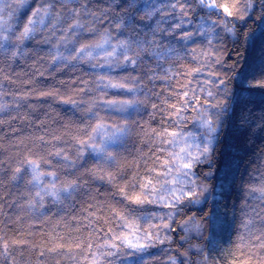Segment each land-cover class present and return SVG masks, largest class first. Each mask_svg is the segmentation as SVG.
<instances>
[{"label":"trees","instance_id":"trees-1","mask_svg":"<svg viewBox=\"0 0 264 264\" xmlns=\"http://www.w3.org/2000/svg\"><path fill=\"white\" fill-rule=\"evenodd\" d=\"M174 2L136 0L135 7H129L130 0H73L63 8L61 0H27L23 6L18 0H3L0 3V29L13 41L29 19H40L39 16L32 17L37 8L53 4V16L45 18L43 24L30 26L36 31L19 46L22 55L12 57L15 45L9 44L0 54V105L6 106L0 112V237L10 244L9 255L0 256V264H87L84 260L86 253L75 246L88 240L89 233H92L94 250L95 244L111 240L117 234L128 233L123 221L114 214L117 211L135 222L139 227V237L142 238L148 230L159 233L161 239L165 236L169 239L163 244L157 240L149 241L152 246L142 251L127 245H121L119 250L104 249L116 254L105 256L103 264H170V257H176L177 264H199L201 257L191 247L192 244L204 249L210 264H231L233 260H251L252 264H256L264 257V250L253 246L257 243L255 236L259 235L257 229L264 226V221L260 219L264 217V200L260 198L259 191H253L264 186V120H261L264 92L241 91V88L257 89L264 82V75L260 72V63L264 60V0H253V6L243 20H232L235 36L222 33V41H213L216 45L213 50L222 57L223 65L215 64V57H212L201 73L187 78L192 81L190 87L197 89L198 96L212 100L199 92L200 88L207 86L223 106L222 109H215L205 105L209 107L211 118L218 123L217 139L209 159L196 165L193 170L195 175L186 178L196 179L208 187L205 193L208 199L205 201L202 198L199 205L189 204L188 201L172 209L162 202L135 205L119 191L120 187L129 185L127 190L130 194L138 192L139 188L133 189L129 184L133 176L141 183L151 179L155 173L164 170L161 166L165 160L172 159L170 152H179V140L175 145L161 143L152 129L160 132L167 128L181 132L182 136L195 133L198 137L196 143H200L205 130L191 119L182 121L177 127L174 118H170L166 111L151 107L155 103L166 109V105L162 104L165 97L169 103L176 102V97L169 93L180 90L177 79L186 80L171 76L166 70L171 68L175 72L182 69L172 63L157 61L143 52L135 68L130 64L116 66L115 63L100 67L95 60L80 57L70 62L53 63L51 60L57 45L60 52L70 55L80 44L98 40L105 30L113 44L128 40L136 47L137 41H151L153 29L159 26L164 29L154 35L159 43H171L177 48L181 45L189 49L206 48L201 37L176 43L182 31L194 30L193 25L205 15L194 0H183L189 5L183 30L176 29L173 35H168L179 16L178 9L174 11L169 7ZM69 8L79 11L75 19L83 27L67 33L71 42L61 43L64 30L74 21ZM146 10L152 15L141 19ZM56 13L60 14L59 19L54 18ZM118 22H122V28L115 27ZM145 47L149 45L145 43ZM133 54L129 52V55ZM117 55L121 56V52L118 51ZM182 63L200 66V62L187 55ZM249 65L255 69V75H249L242 85L241 74L249 70ZM210 72H216L218 77L209 75ZM165 75H170L171 79H149L150 76ZM101 76L111 78L113 83H128L126 77L138 76L140 79L137 82L143 89L141 95L147 93L149 96L147 107L136 116L134 133L125 139V147L119 150L117 165L102 161L90 147L79 142L84 140L98 144L103 132L88 140L96 123L111 124L113 120L121 119L104 106V101L131 96L124 89L105 87L107 80H100ZM217 78L225 79L226 87L214 88ZM206 81H212V84L206 85ZM149 90L160 93V96L150 95ZM49 92L53 95H42ZM69 97L76 103L62 102ZM238 98L240 103H237ZM89 108L92 113L87 111ZM218 112L219 117L216 115ZM93 113H99V116ZM196 115L191 110L185 113L186 117ZM97 117L103 119L98 120ZM188 143L193 142L189 140ZM55 152H61L62 156L53 155ZM63 156L69 159L65 161ZM28 161H35L38 165L35 172ZM150 169H155V173ZM172 170L177 175L174 165ZM48 172L57 173L54 181L47 175H41L39 181L34 180L37 173ZM99 175H113L114 181L101 180ZM73 180L80 187L71 199L62 195L59 201H54L52 196L45 194L44 189L52 182L59 188ZM38 192L40 196L36 195ZM149 199L159 200V196H149ZM217 205L226 226L216 237L221 247L212 249L207 241L197 239L196 231H185L182 225L184 221H189V217L195 221H200L201 217L206 220L205 213ZM170 213L173 214L171 220L168 219ZM250 218L254 220L251 233L243 226ZM163 224H170L171 227H156ZM149 225L152 227L149 228ZM109 228L113 231L108 232ZM241 237L244 238L243 244ZM12 241L25 243L13 245ZM141 243H144L143 239ZM61 244L64 245L63 250L48 251ZM41 251L44 256H40Z\"/></svg>","mask_w":264,"mask_h":264},{"label":"snow or ice","instance_id":"snow-or-ice-1","mask_svg":"<svg viewBox=\"0 0 264 264\" xmlns=\"http://www.w3.org/2000/svg\"><path fill=\"white\" fill-rule=\"evenodd\" d=\"M3 0H0L2 3ZM73 0H61V8L71 4ZM18 3L23 6L27 3V0H18ZM194 3L197 7L201 10L205 11V15L200 17V22L198 24H194L192 31H182L179 40L176 42L179 44L180 41H193L195 37H201L202 43L206 44V48L200 47H193L189 49L186 45H181L180 48H177L175 45L169 43L168 45H164L162 43L157 42L155 39L147 42H136V48L138 51H135L133 55H129V52H132L131 45L127 44L126 42H121V55L124 56V65H131L133 68L137 67L138 60L141 56V52L148 54L150 57L156 59L157 61H162L165 63H172L177 65L179 69L182 71H175L171 68L167 69L168 73H171V76L176 77H184L186 82L177 79L176 83L179 87V91H172L169 93L170 96L176 97L175 103H169L167 97L162 100V104L166 105V109H162L160 105L153 103L151 107L157 111H166L170 118H174V123L177 127L181 125V122L186 119H191L192 122L198 125L200 128L204 129L205 131L201 134L200 143H196L198 137L193 135L182 136L181 132L178 131H169L167 128L163 129L160 132H157L155 129H152V133L156 135L158 140L161 143H167L170 145H175L178 140H182L184 143V147H181L179 152H170L169 156L172 157L171 160H165L162 164V168L164 169L161 172L155 173V169H150L149 171L154 172L155 175L151 179H147L144 182H139L136 180V177L133 176L132 181L129 182L133 189L139 188L138 192H134L132 194L129 193L127 190L129 185H124L119 188L120 194L128 200L130 203L135 205H144V204H151V203H158L162 202L164 206L172 209L176 208L178 205L183 204L185 201H191L193 203H200L201 201L196 199L192 192L195 190V183L191 179H186L188 177H192L195 175L194 168L196 165L207 161L212 154L213 145L217 139L216 134L218 131V123L216 120L211 118L209 107L215 109H222L223 106L220 102L216 101L215 93L211 88L207 86L200 88L199 92L206 94L207 97L212 98L210 101L209 99H204L202 96L197 95V89L191 88L190 85L192 83L191 80L187 79L188 77H192L196 74L201 73L204 70V67L207 66L209 62L212 61V57H215V64L223 65L222 57L216 55L215 51L213 50L216 45L213 41H222L224 39L223 34H228L235 36V26L232 23V20L240 19L243 20L245 15L249 11V9L253 6V0H244L242 10L238 7L236 0H194ZM136 0H130L129 7H135ZM171 9L179 10V16L177 18V23L172 26V31L168 33V35H173L176 29L183 30L185 18L189 14V5L183 0H175L174 3L169 5ZM53 8L52 3H48L46 7L37 8L33 13L32 17L39 16L40 19H29L27 25L24 26L23 31L19 33L15 37V41H13L9 36L3 34V29H0V54H3L5 51L6 44L15 45L14 50L11 52L12 57H16L22 55L23 53L20 51V45L23 44L24 41L30 39L36 29L30 27L34 24H43L45 18L53 16L51 9ZM147 9V6H145ZM69 11L73 13V19L75 23L70 24V31L72 29H79L82 28L83 25L79 22L78 19H75L76 16H79V11L76 8H69ZM146 16H151L152 12L145 11ZM212 17H217V19H212ZM54 18L59 19L60 14L56 13ZM189 23H191L189 21ZM119 28L123 27L121 22L116 24ZM220 29V31H217ZM164 29L157 26L153 29V36L156 32H163ZM108 41L105 40L104 43ZM145 43L149 45V47H145ZM100 47L101 45H97ZM89 46H85L80 51L81 53H85ZM183 53V54H182ZM185 55L190 56L192 60L200 62L199 67L188 66L182 61L185 60ZM63 57H56L52 62L56 63L57 61H62ZM111 66V65H109ZM260 72L264 75V60H261L260 63ZM42 74V73H41ZM209 75L213 77H218L216 72H210ZM249 75H255V69L249 65V70L241 74V84L243 85L244 82L248 80ZM170 75H165L161 77L150 76L149 79H161V80H168L171 79ZM135 80H139L140 77H132ZM127 79V77L125 78ZM205 84H212V81H206ZM113 87V88H120L124 89L125 91H134L135 89L126 88L123 83H110V85H106ZM222 86L226 87V81L222 78H217L213 87L216 89H220ZM264 92V82L258 86L257 89L248 88L244 89L241 88V91H248L249 93H255L256 91ZM150 95H157L160 96V93H151L149 90ZM44 96L53 95V93H42ZM63 103L68 104H75L76 101L73 100L71 97L62 101ZM104 103L108 104L110 107L115 106L116 104H120L119 111L123 112L127 109L123 106V102L118 101H105ZM237 103H240L239 98L237 99ZM208 105L209 107H205ZM4 105H0V112L5 110ZM189 110L196 112L197 115L195 117H186L185 113ZM89 113H92V109H87ZM93 115H95L93 113ZM217 117H219L220 113L218 112ZM99 120L100 118L97 117ZM261 120H264V113L261 114ZM107 129L105 128L104 124L101 122L96 123L95 127L91 129L92 135H89L88 140L91 141L94 139L96 135H100L102 132H106ZM132 133L130 130L124 128L119 129L117 133H113L112 135L106 136L104 144L101 146L100 149H97L94 143H88V141L80 140L81 144L90 147L97 156L106 163H111L113 165H117L118 161L115 156H106V152L104 149L108 148L110 145L115 144H123L125 139L129 137ZM147 135V133H145ZM165 138H167L165 140ZM43 139L42 137L40 138ZM191 140L193 143L189 144L188 141ZM194 145L195 146V153H193L188 146ZM83 154L82 152L80 153ZM53 155L57 157H61V152H55ZM65 161L69 159L68 156L62 157ZM28 163L32 166L33 171L38 168V165L35 161H28ZM176 167L177 175L173 174L172 166ZM19 172L20 169H17ZM92 171V170H90ZM93 174H96L93 172ZM41 175H47L53 177V181L55 180L57 173L55 172H48L44 174L37 173L34 176V180L39 181ZM16 177H13L15 179ZM99 179L104 180L107 179L110 183L114 181L113 175H108L107 177L103 175L98 176ZM227 178V173L225 174V179ZM179 184V187L176 185ZM191 184L192 188L187 189L188 195L187 200H185V187L184 185ZM168 186V187H166ZM80 185L77 181L73 180L67 182L66 184H62L61 187L57 188L56 184L52 182L48 188H45V194L50 195L54 198V201H59L61 196L64 195L66 198L71 199L73 197V193L78 191ZM253 191L260 192V198L264 200V186H261L259 189H253ZM167 193V196L162 195V193ZM40 196L38 192L36 194ZM149 196H159V200L157 199H149ZM42 199V198H41ZM118 216L120 221H123V226L128 228L127 234H117L111 240H105L102 244H95L94 250V242L91 239L92 233H89V239L83 242L76 243V248L79 249L81 252L86 253L84 256V260L87 264H103V258L105 256H113L116 254L115 251H103L104 249H114L119 250L121 245H127L128 248H133L138 251H142L151 247L152 245L149 241L157 240L160 244L165 243L167 236L163 239L160 238L159 233H152L151 231L146 230L144 236L141 238L137 235L139 231V227L133 221H129L128 218L120 212L114 213ZM172 213L169 214L168 219H172ZM97 219H102L101 217H97ZM219 219V218H218ZM262 221H264V217H260ZM191 221V223L189 222ZM189 221H184L182 227L185 231H200V225L193 219L189 218ZM254 224L253 219H247L244 223V228L247 229L250 233L252 230V226ZM91 225H89L90 227ZM152 225H149L151 228ZM156 227H163V228H170V224H163ZM221 229H223V224H221ZM95 231V230H94ZM103 231V229H100ZM111 228L108 229V232H112ZM259 235L255 236L256 244L253 245L254 247H258L261 250H264V226L257 229ZM108 233H105L107 235ZM141 239H143L144 243H141ZM186 239V238H185ZM243 237H241V241L243 244ZM25 243L24 241H12L13 245H18ZM209 247L212 249H219L221 244L219 240H215L209 243ZM9 248L10 244L7 241L3 240V237H0V256L7 257L9 255ZM64 245H57L56 247H52L48 249L50 252H59L63 250ZM69 252L72 249H68ZM196 254L201 257L199 264H210L209 257L205 253L204 249L197 248ZM45 253L43 251L40 252V256H44ZM187 256V253H184ZM170 264H177L176 257H170ZM59 264V262H57ZM214 264V262H213ZM231 264H252L251 260L248 261H238L233 260ZM256 264H264V257H261L260 260L256 262Z\"/></svg>","mask_w":264,"mask_h":264},{"label":"clouds","instance_id":"clouds-1","mask_svg":"<svg viewBox=\"0 0 264 264\" xmlns=\"http://www.w3.org/2000/svg\"><path fill=\"white\" fill-rule=\"evenodd\" d=\"M236 3L238 7L242 10L243 8V2L242 0H236ZM146 17V13L144 16H141V19H144ZM150 17V16H147ZM72 23H75L73 21ZM122 23V22H121ZM70 24H68L67 28L64 30L65 35L60 38L61 43H69L71 42L70 39L67 37V33L70 31ZM115 27L119 28L117 25ZM152 39H155L153 36ZM107 40V43H104V41ZM124 41L127 44L131 45L132 53H135V51H138V49L130 43L128 40H119L115 44L112 43V38L107 34V31L100 35V38L96 41H93L91 43H85L80 44L79 47L75 49V52L70 55H64L62 52L59 51V45L56 46V50L51 56V60L53 61L56 57H63V61H72L76 60L77 57H80L81 59H91L96 61V65H99L100 67H103L105 64L112 65L113 63L116 64V66H119L120 64L124 63V56H118L117 52L122 51L121 49V42ZM47 42V41H46ZM89 46L85 53H81V49L85 48V46ZM97 45H101L98 47ZM99 49V52H96V50ZM96 52V55L94 56L93 53ZM83 54V55H81ZM101 60L103 63H101ZM94 65V66H96ZM100 80H107L106 85H110L112 82L111 78L101 76L99 77ZM129 80L128 83H123L126 88L129 89H135L134 91H126L131 94L130 97L120 99V100H106V101H118L123 102V106L127 109L126 111H119L120 104H116L115 106L110 107L108 104L104 103V106L108 109H111L115 113L118 114V116L121 117L119 120H113L111 124H104L105 128L107 129L106 132H103L104 135L102 136L100 142L94 143L97 147V149H100L101 146L104 144L105 137L112 135L113 133H117L119 129H128L133 134L137 125L136 116L139 115L142 108L147 107L149 96L147 93H145L143 96L141 93L143 92V89L140 87V84L137 82V80L133 79L132 77L127 78ZM105 85V87H106ZM110 87V86H107ZM101 99H103V96H101ZM105 102V101H104ZM96 116H99V113L95 114ZM102 120L103 118L100 117ZM188 135L196 136L195 133H189ZM125 147V144H115L110 145L108 148L104 149L106 152V156H115L118 161V154L119 150L121 148ZM188 148L195 153L196 149L194 145H189ZM195 183V190L192 192V195L201 201L203 198L205 201H207L208 197L205 196V193L208 192V187L206 184L198 183L196 179H192ZM185 189L192 188L191 184L184 185ZM188 192L185 191V200H187ZM211 194L209 193V196ZM167 196V195H166ZM189 204L192 205H199L200 203H193L191 201H188ZM207 219L205 220L204 217H201L200 221H196L200 225V231L197 232V239L201 241H207L208 244L210 242H213L217 240V234L221 229V224H223V227L226 226L223 217L220 215V209L217 205L213 209H211L208 213H205ZM192 218V217H189ZM219 218V219H218ZM202 221V222H201ZM191 247L193 249H203L198 244H192Z\"/></svg>","mask_w":264,"mask_h":264},{"label":"rangeland","instance_id":"rangeland-1","mask_svg":"<svg viewBox=\"0 0 264 264\" xmlns=\"http://www.w3.org/2000/svg\"><path fill=\"white\" fill-rule=\"evenodd\" d=\"M178 145H179V148H181V147H184L185 145H184V143L182 142V141H178Z\"/></svg>","mask_w":264,"mask_h":264}]
</instances>
